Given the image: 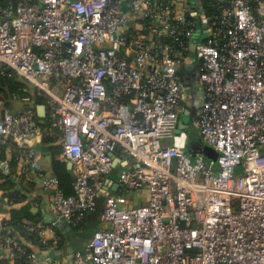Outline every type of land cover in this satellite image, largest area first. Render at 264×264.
<instances>
[{
	"label": "built area",
	"instance_id": "2783aa9c",
	"mask_svg": "<svg viewBox=\"0 0 264 264\" xmlns=\"http://www.w3.org/2000/svg\"><path fill=\"white\" fill-rule=\"evenodd\" d=\"M173 1L0 0V62L54 106L72 164V194L44 178L50 209L74 226L105 201L85 249L47 264H264V0H211L213 18ZM188 66L202 95L187 129L217 168L175 133ZM12 101L25 106L0 99V168L20 183L41 169V130L31 96ZM1 247L20 250L2 232Z\"/></svg>",
	"mask_w": 264,
	"mask_h": 264
},
{
	"label": "crops",
	"instance_id": "0c3cea01",
	"mask_svg": "<svg viewBox=\"0 0 264 264\" xmlns=\"http://www.w3.org/2000/svg\"><path fill=\"white\" fill-rule=\"evenodd\" d=\"M196 1L183 0L184 4H182L185 6L189 4L190 9L198 11L202 6ZM193 69L186 67V71L190 74H187L188 79L192 76L196 78ZM196 85L192 87L188 85L187 108H189V103L200 99L201 88ZM12 106L15 112H19L25 105L20 101H13ZM35 112L37 114L36 107ZM31 144L38 153L41 169L30 171L31 181H21L18 188L0 190V215L14 216L12 224L0 219V233L14 237L20 246V250L1 247L0 264H47L46 256H52L54 260L65 263L73 258L76 250H84L87 244L81 236V228L72 229L64 222L58 221L55 213L50 209L51 192L45 188L44 178L51 174L54 175L51 169L53 155L50 147L42 144V135L32 139ZM60 154H55L54 158L65 162ZM6 157L10 161L12 170L20 173L22 157L15 153L14 149L8 150ZM118 170L119 167L113 173L115 175L113 178L111 175L106 177L109 178L108 187L111 188L112 184L117 183ZM119 189L117 187L114 191Z\"/></svg>",
	"mask_w": 264,
	"mask_h": 264
},
{
	"label": "trees",
	"instance_id": "16d2710c",
	"mask_svg": "<svg viewBox=\"0 0 264 264\" xmlns=\"http://www.w3.org/2000/svg\"><path fill=\"white\" fill-rule=\"evenodd\" d=\"M166 1H172V0H166ZM194 1V0H190ZM196 2H199L201 6L206 7V12L209 18H213L214 13L216 14V9L212 5L211 0H197ZM147 23H150L149 19H144ZM143 21V22H144ZM142 22V23H143ZM132 27L136 28V24H133ZM25 95H30L33 104H34V110L36 105L38 104H44L46 107V115L43 118H39L36 114L35 119L36 123L41 129V135H42V144L46 145L47 147H50V150L53 155V159L51 162V169L54 173V175L59 180V186L62 189V191L65 194H72V181H73V173L72 170L67 168V165L63 161H59L54 158L55 154L61 153V147L59 146V138H60V130L58 125L56 124V115L54 113V106L50 105L47 102V97L44 93L36 91L34 88L28 87V84H25L16 74L14 71L9 70L5 71V67L1 65L0 67V99H3L6 102V105L12 104L13 96L16 98H21ZM189 135V142H192V146L195 147V133H192V131H188ZM187 149H188V143H187ZM205 162L207 165L208 160L206 159ZM116 168L114 169L115 173ZM0 190H13L18 188L20 183H15L10 175L3 174L0 168ZM111 173V177L113 178L115 175ZM122 192V191H121ZM104 198L98 197L97 199V205L94 210H91L86 213L85 218L83 221L74 226H69L72 229H78L81 228V236L83 240L88 242L91 235L93 234V231L97 228L99 225V218L100 214L102 212L103 206H104ZM0 219L4 222H10L11 224L14 222V216H7V215H0Z\"/></svg>",
	"mask_w": 264,
	"mask_h": 264
},
{
	"label": "water",
	"instance_id": "95a60500",
	"mask_svg": "<svg viewBox=\"0 0 264 264\" xmlns=\"http://www.w3.org/2000/svg\"><path fill=\"white\" fill-rule=\"evenodd\" d=\"M10 67H5V71H9ZM191 78V79H190ZM188 79L187 77V83L189 86H198L199 84L196 81L197 79L195 76H192ZM197 87V88H198ZM200 88V87H199ZM191 91V90H190ZM201 90H200V99H201ZM200 99L198 101H192L189 103V108L180 116L179 122H178V128L176 129L175 133L176 135H180L181 130L185 129L190 125V122L192 119L197 117L198 111H199V103ZM36 110H37V116L39 118H43L46 115V107L44 104H38L36 105ZM195 138V147L192 146V142L188 143V151L191 154H194L196 151L200 152L201 154H204L207 158L208 161L214 160L217 158V153L216 151L208 144H206L204 141H202L197 135L194 136ZM194 156V155H193ZM121 161L118 160L116 157L113 156V165L115 166L116 164L120 163ZM72 164L70 162L67 163V168L71 169ZM240 175V174H239ZM118 187L117 183L112 184V190H116Z\"/></svg>",
	"mask_w": 264,
	"mask_h": 264
},
{
	"label": "rangeland",
	"instance_id": "374dc122",
	"mask_svg": "<svg viewBox=\"0 0 264 264\" xmlns=\"http://www.w3.org/2000/svg\"><path fill=\"white\" fill-rule=\"evenodd\" d=\"M182 1H183V0L173 1V2H174V3L181 4V3H183ZM184 1L189 2V0H184ZM1 65H2V63L0 62V67H1ZM22 80H23V82H24L25 84H28V82H27L25 79L22 78ZM28 87H30V88H34V89L37 91V89H36L35 87L30 86L29 84H28ZM187 143H189V141H188ZM211 147H212V146H211ZM212 148L215 150L214 147H212ZM215 151H216V150H215ZM216 153H217V158H218V152L216 151ZM202 155L204 156V158H205V160H206V159H207L206 156H205L204 154H202ZM217 158L214 159V160L208 161V163H210L211 165H213L214 168H217V167H218ZM240 171H241V169H240V167H238L237 170H236V174L239 175V174H240Z\"/></svg>",
	"mask_w": 264,
	"mask_h": 264
}]
</instances>
